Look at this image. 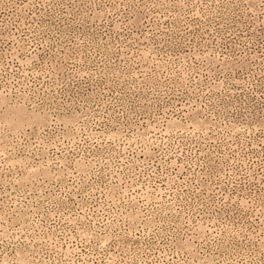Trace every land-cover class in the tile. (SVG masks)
Instances as JSON below:
<instances>
[{"label": "rangeland", "instance_id": "1", "mask_svg": "<svg viewBox=\"0 0 264 264\" xmlns=\"http://www.w3.org/2000/svg\"><path fill=\"white\" fill-rule=\"evenodd\" d=\"M0 264H264V0H0Z\"/></svg>", "mask_w": 264, "mask_h": 264}]
</instances>
